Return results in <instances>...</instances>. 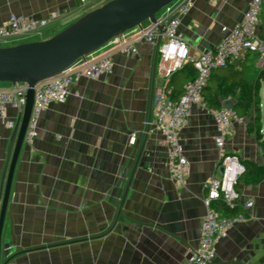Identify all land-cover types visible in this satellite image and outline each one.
<instances>
[{
	"label": "crops",
	"instance_id": "obj_1",
	"mask_svg": "<svg viewBox=\"0 0 264 264\" xmlns=\"http://www.w3.org/2000/svg\"><path fill=\"white\" fill-rule=\"evenodd\" d=\"M109 1L0 0V26L10 15L51 17L46 29L14 43L43 41ZM249 2L195 0L178 26L190 54L214 51L241 22ZM149 25L126 32L95 53L112 57L113 72L96 80H75L66 101L49 105L40 116L34 141L24 140L5 215L1 264H186L198 247L206 186L221 174L215 110H190L178 133L188 174L182 185L174 183L164 139L148 124L155 93L166 85L154 73L157 43L140 40ZM257 33L264 41V6ZM123 42L133 43L137 53H120ZM162 44L160 40L159 48ZM229 66L259 85L261 96L264 55L248 54ZM224 74L213 71L208 87H215ZM187 76V69H181L171 77L176 93L183 92ZM12 86L0 83V90ZM233 103L225 100L222 107ZM19 118L17 109L8 108L0 119V202ZM241 118L225 150L242 163L264 166V127L252 126L250 116ZM236 190L240 201H252L253 207L245 221L219 240L211 264H264V180L247 184L239 179Z\"/></svg>",
	"mask_w": 264,
	"mask_h": 264
},
{
	"label": "built area",
	"instance_id": "obj_2",
	"mask_svg": "<svg viewBox=\"0 0 264 264\" xmlns=\"http://www.w3.org/2000/svg\"><path fill=\"white\" fill-rule=\"evenodd\" d=\"M84 4L86 0H79ZM195 0H175L166 6L156 17L157 22L142 30L140 40L156 42L163 40L159 48L155 73L166 85L155 93L153 125L162 135L167 147L168 176L171 181L182 185L188 174L189 162L179 141V130L185 125L190 110L194 106L207 109L203 91L213 71L227 67L248 54L264 55V41L257 33L260 24L264 0H250L240 23L235 25L222 38L214 51H207L192 56L187 43L178 33V26L183 16L193 7ZM52 18L35 19L22 15H10L7 22L0 26V44L11 45L15 41L30 37L46 29ZM162 27V30H159ZM118 51L126 55H135L137 48L133 43H120ZM190 63L196 77L188 81L179 98L173 99L168 81L182 67ZM113 72V60L110 55L95 54L79 59L64 72L35 86L33 107L28 122L25 140L32 143L38 135L40 116L53 103L66 101L67 88L78 78L96 80L102 75ZM28 87L24 84L13 85L9 90H0V119L3 120L8 108H15L20 116L23 113ZM77 96V93H75ZM208 110V109H207ZM216 129L215 146L219 151L218 179H212L206 186V195L202 199L205 214L200 229L198 247L189 254L186 264H211L215 257L216 245L220 239L237 223L246 217L239 214L226 217L216 209L224 205L233 210L241 206L250 211L252 201L241 202L236 190L239 179L245 172L244 165L237 154L226 152V142L235 123L242 118L231 107H222L213 112ZM131 143L135 136H131Z\"/></svg>",
	"mask_w": 264,
	"mask_h": 264
},
{
	"label": "water",
	"instance_id": "obj_3",
	"mask_svg": "<svg viewBox=\"0 0 264 264\" xmlns=\"http://www.w3.org/2000/svg\"><path fill=\"white\" fill-rule=\"evenodd\" d=\"M175 0H111L96 8L55 36L43 40L0 47V83L28 87L22 115L16 123L8 150L9 166L3 175L0 202V264L2 239L11 184L19 152L24 144L37 84L64 72L79 59L97 53L112 40L156 17ZM162 30V27H159ZM155 68L160 40H156ZM155 73V72H154ZM226 107H233L227 105ZM10 245L8 244V247Z\"/></svg>",
	"mask_w": 264,
	"mask_h": 264
},
{
	"label": "trees",
	"instance_id": "obj_4",
	"mask_svg": "<svg viewBox=\"0 0 264 264\" xmlns=\"http://www.w3.org/2000/svg\"><path fill=\"white\" fill-rule=\"evenodd\" d=\"M159 14V13H158ZM14 46V44L8 45ZM182 69L188 71V81L196 77V72L190 63L185 64ZM225 70V74L221 76L215 87H205L203 91L204 102L208 110H219L225 100H234L233 109L236 110L240 117H251L252 126L260 130V87L257 84L249 83L244 80L242 72L237 69L227 67L221 68ZM181 70V69H180ZM179 70V71H180ZM167 87L171 88V96L173 99L180 97L176 93V87L172 84L171 79L167 83ZM204 93H206L204 95ZM250 127V126H249ZM245 172L240 179H244L247 184L257 183L264 180V166H259L253 162L247 161L242 163ZM217 211L226 217H233L239 214L248 216V211L244 210L240 205L230 210L224 205H218Z\"/></svg>",
	"mask_w": 264,
	"mask_h": 264
},
{
	"label": "rangeland",
	"instance_id": "obj_5",
	"mask_svg": "<svg viewBox=\"0 0 264 264\" xmlns=\"http://www.w3.org/2000/svg\"><path fill=\"white\" fill-rule=\"evenodd\" d=\"M14 45H16L15 43H12ZM0 47H7V45H4V44H0ZM260 123L261 125H263L264 127V87H263V90H262V93H261V96H260Z\"/></svg>",
	"mask_w": 264,
	"mask_h": 264
}]
</instances>
